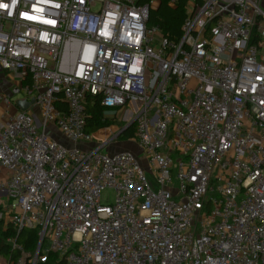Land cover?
I'll return each mask as SVG.
<instances>
[{"label": "built area", "instance_id": "1", "mask_svg": "<svg viewBox=\"0 0 264 264\" xmlns=\"http://www.w3.org/2000/svg\"><path fill=\"white\" fill-rule=\"evenodd\" d=\"M162 1L0 0V76L25 93L0 88V216L39 234L0 264H264V8L187 0L173 40ZM89 95L141 156L104 150L122 128L94 143Z\"/></svg>", "mask_w": 264, "mask_h": 264}, {"label": "trees", "instance_id": "2", "mask_svg": "<svg viewBox=\"0 0 264 264\" xmlns=\"http://www.w3.org/2000/svg\"><path fill=\"white\" fill-rule=\"evenodd\" d=\"M187 0H178L176 6L163 0L158 8L150 12V24L159 25L163 34L173 40H179L182 36V24L187 17ZM87 109L89 113L88 128L90 132H96L102 127L111 125L110 119H104L106 108L101 103L100 96H88ZM135 123L131 125L116 139H130L134 136ZM3 211V205L0 203V214ZM13 242L22 244L31 254L35 253L39 234L38 229L25 228L20 232L14 229L11 222H6L3 216H0V254L5 255L9 261L15 260L19 252L13 248ZM38 264H67L66 259L59 256L58 253L49 252L45 261H39Z\"/></svg>", "mask_w": 264, "mask_h": 264}, {"label": "rangeland", "instance_id": "3", "mask_svg": "<svg viewBox=\"0 0 264 264\" xmlns=\"http://www.w3.org/2000/svg\"><path fill=\"white\" fill-rule=\"evenodd\" d=\"M157 36H160V34H156ZM0 80H2L0 82V88L6 87L7 89H3L5 91H7L10 95H12V99L15 101L17 99L23 98L25 93H19V94H12V82H14V80L12 78H10L9 76H6V73H1L0 76ZM195 84V82H193V85ZM33 109L36 111L37 107L34 106ZM111 120V125L110 128L104 130L101 134L99 133V135L101 136H96L94 139V143L97 145H101L103 143H105V139L110 138L113 134L114 131L122 128V126L124 125L120 120H118V118H116V116H112V118H109ZM112 126V127H111ZM107 131V132H106ZM52 134L54 137L59 138L60 141H63L62 137H60V133L56 132V131H52ZM103 137V138H102ZM117 137L115 136L113 138V140L111 141V143L108 145V147H106L104 150L110 153L113 152H121V151H130L132 153H134L136 156H141L143 154L142 149L140 148V146L138 145V143L134 140L131 139H116ZM80 147L83 149H86L88 147H86V145L84 144H80ZM115 200V192L112 189H106L104 190V192L102 193V203L104 204H112ZM5 216V214H3V217Z\"/></svg>", "mask_w": 264, "mask_h": 264}, {"label": "crops", "instance_id": "4", "mask_svg": "<svg viewBox=\"0 0 264 264\" xmlns=\"http://www.w3.org/2000/svg\"><path fill=\"white\" fill-rule=\"evenodd\" d=\"M260 4H261V6L264 8V0H260ZM158 7H159V5H158L156 8H158ZM1 89H7V88H6V87H3V88H1ZM97 132H98V131H97ZM130 139L133 140L132 138H130ZM7 175H8V173H6L5 170L0 169V178H1V179H6ZM5 194H6V190L0 192V203H1L2 205L4 204V202L7 201V200H6V197L4 196ZM4 219H5L6 222H10V221H9V217H8L6 214H5V216H4ZM7 259H8V258H7L5 255L0 254V260L6 261Z\"/></svg>", "mask_w": 264, "mask_h": 264}, {"label": "water", "instance_id": "5", "mask_svg": "<svg viewBox=\"0 0 264 264\" xmlns=\"http://www.w3.org/2000/svg\"><path fill=\"white\" fill-rule=\"evenodd\" d=\"M76 62V57L73 58V63ZM34 99L31 102L28 101H24V100H19L18 101V106L22 109V110H27V108L29 107L30 103H33ZM135 123V120H132L131 122L127 123L120 132L117 133L116 137L120 136L123 132H125L131 125H133ZM100 131L96 132V134L99 135Z\"/></svg>", "mask_w": 264, "mask_h": 264}, {"label": "snow or ice", "instance_id": "6", "mask_svg": "<svg viewBox=\"0 0 264 264\" xmlns=\"http://www.w3.org/2000/svg\"><path fill=\"white\" fill-rule=\"evenodd\" d=\"M0 6H3V5H0Z\"/></svg>", "mask_w": 264, "mask_h": 264}]
</instances>
